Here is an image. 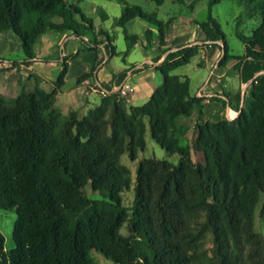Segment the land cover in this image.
<instances>
[{"label":"trees","instance_id":"16d2710c","mask_svg":"<svg viewBox=\"0 0 264 264\" xmlns=\"http://www.w3.org/2000/svg\"><path fill=\"white\" fill-rule=\"evenodd\" d=\"M75 1L82 0H0V33L19 38L27 63L45 33L81 38L93 32ZM149 1L160 6L164 0ZM219 2L209 0L207 21L199 28L212 45L223 43V64L230 57L211 15ZM258 2L259 26L248 38L238 36L246 51L243 82L264 70V53L256 50L264 46V0ZM136 18L157 27L163 43L164 25L140 7L126 6L115 25L125 28ZM198 52V45L169 52L155 68L162 86L139 107L127 108L125 98L111 94L85 116L73 109L63 113L55 103L67 86L65 67L51 92L35 83L15 97L0 94V210L16 215L14 247L4 251L0 235V264H95L92 251L117 264H264V237L254 229L264 194V77L254 79L259 86L247 112L233 121L195 123L202 161H194L180 145V121L193 109L202 117V99L191 97L189 80L172 72ZM94 69L73 83L90 78ZM146 134L178 163L138 160L147 149ZM124 156L136 163L130 207L119 197L131 186ZM87 185L101 199L88 198ZM124 228L127 236L121 235ZM204 233L211 238L208 261L199 256Z\"/></svg>","mask_w":264,"mask_h":264},{"label":"crops","instance_id":"0c3cea01","mask_svg":"<svg viewBox=\"0 0 264 264\" xmlns=\"http://www.w3.org/2000/svg\"><path fill=\"white\" fill-rule=\"evenodd\" d=\"M165 1L162 5L156 6L161 8ZM181 1L171 0L173 3H181ZM194 1L196 0L192 1L190 7ZM126 6L129 5H125L121 14L115 18L101 9L102 16L105 15L106 18L103 19L101 16V23L94 26L90 22L94 30L84 37L78 38L71 32L45 33L34 45V58L27 63L19 38L10 31L1 32L0 60L11 63V66L0 69V94L10 98L15 97L19 89L30 90L35 83H38L45 91L51 92L55 88L58 75L65 67L63 80L67 86L58 93L55 103L63 113L73 109L77 110L80 116H85L89 109L100 103L101 96L95 92L98 87L110 90L124 82L133 87V92L125 98L126 107L143 106L163 84V78L155 68L163 62L169 52L194 44L199 46L200 54L193 57L187 65L190 67L192 62V65L196 67H190V75H182L189 80L191 97L204 98L201 101L202 115L217 121L222 115L226 119L230 113L232 119H235L238 115L236 110L245 105L248 95L247 83L241 80L240 69L232 68L246 54L244 44V53L235 57L228 53L224 41L230 61L223 66L224 63L222 64L221 61L224 51L220 48V46L223 47V43L218 42L209 47L208 44L211 41L206 39L199 28V24L207 21L208 14L205 20H200L193 16L187 18L166 16L165 19H158V15L153 13L152 15L164 25L163 43L160 44L159 30L151 24V27L143 26L144 36L134 34L130 25L137 18L129 21L125 28L115 25V20L122 15ZM119 31L123 32L126 43L125 49L122 50L117 49L113 35ZM124 31L127 33L128 40L125 39ZM106 37L114 50L112 55L108 54L109 44ZM132 37L137 39L134 41ZM130 44L132 46L129 49ZM139 47L143 49L144 56L137 61L133 59V54ZM236 58L240 59L236 60ZM215 64L217 69L211 74V66ZM16 65H19V69ZM94 65L95 69L90 78L79 85L73 83L77 78L89 73ZM143 65H147V68L142 69ZM181 67L172 74L177 75L176 72ZM237 97L240 100L239 108H236L235 104ZM210 98H216V100H210ZM196 117H198V110L193 109L191 116L181 119L180 124L192 127Z\"/></svg>","mask_w":264,"mask_h":264},{"label":"rangeland","instance_id":"374dc122","mask_svg":"<svg viewBox=\"0 0 264 264\" xmlns=\"http://www.w3.org/2000/svg\"><path fill=\"white\" fill-rule=\"evenodd\" d=\"M193 0H182L181 3H173L171 0H166L165 4L158 8L154 3L148 0H84L82 2L72 3L80 8L82 15L84 18L92 23L94 26L97 23H101V16L103 14V9L109 16L117 17L121 14L122 9L125 5L129 6H137L142 9V11L148 15H152L156 13L158 15V19H165L166 16H176V17H189L193 16L195 19L205 20L208 14V3L209 0H197L194 1V4L190 7ZM261 5L258 0H220L217 5H214L211 10V15L216 21V23L220 26L221 31L224 35L225 42L228 48V53L231 56L239 57L244 53L243 43L239 40L238 36L242 35L248 37L252 31H254L260 24V14ZM207 19V18H206ZM143 26L151 27L150 24L145 21H141L137 19L134 23L130 25V29L134 32L135 35L144 36ZM13 34V33H12ZM114 39L118 50L125 49L126 43L124 41V35L122 31L119 33H114ZM15 36V35H14ZM18 38L17 36H15ZM195 45H191L190 47H194ZM221 48V46H220ZM258 52L264 53V46L262 48L256 49ZM199 53V52H198ZM200 54V53H199ZM144 56V51L140 47L133 54V59L140 61ZM198 59V58H195ZM246 59V54L241 57L240 61L237 62L232 68L240 69L242 64ZM230 60L226 59L224 61L223 66L229 63ZM256 62V61H254ZM191 62L190 67H196V65H192ZM19 69V65H16ZM190 67L189 65H185L181 67L176 74L181 78H185L184 75H190ZM186 73V74H185ZM264 77V70L254 74L253 78L247 83L246 89L248 90L247 99L245 105L239 108V97L236 100V111H238V118L241 110L245 112L248 111L249 101L252 94H254L256 87L259 86L258 82L254 81L255 78ZM194 86L192 85V88ZM20 91V89H19ZM18 91V93H19ZM204 99V98H202ZM210 100H216V98H210ZM224 112V110L222 111ZM235 118V119H236ZM225 120L224 116L217 120ZM227 120V119H226ZM209 117L202 116L196 117L194 120V124L192 127L184 126L185 128V136L181 140L180 145L182 147H186L190 151V155L192 160L194 161H202V154L195 149V140L196 134L194 133L195 123L203 124L204 122H217ZM229 121V120H228ZM147 149L144 153H140L137 155V159H145V158H155L157 160H166L174 165L178 163L177 156H168L164 150L158 147L150 138L149 134H146L145 137ZM122 164L127 167L131 174V186L128 191H125L120 194V200L122 203L130 207L134 201V184L136 181V163H131L127 156L122 158ZM85 195L92 199L98 200L101 197L95 193L89 185H87L84 189ZM16 221L15 212L12 211H3L0 210V235L3 238V248L5 250H10L14 247L13 243V228ZM254 229L257 233L262 234L264 237V194L260 196L259 202L257 204L255 210L254 217ZM121 235L127 236L126 228L121 230ZM201 239V250L199 256L201 260L208 261L211 260L209 254V248L211 246V238L207 233H204L200 237ZM90 256L95 264H117L112 259L98 253L96 251H92Z\"/></svg>","mask_w":264,"mask_h":264},{"label":"built area","instance_id":"2783aa9c","mask_svg":"<svg viewBox=\"0 0 264 264\" xmlns=\"http://www.w3.org/2000/svg\"><path fill=\"white\" fill-rule=\"evenodd\" d=\"M208 46H212V43H209ZM11 63L8 62H4L2 60H0V69L2 68H7L10 67ZM217 69V65H212L211 66V74H213V72ZM96 93H98L101 97H106L109 96L111 94H117L122 98H126L128 97L132 92H133V87H131L127 82L122 83L119 87H115L113 89L110 90H105L101 87H98L95 90ZM226 119L229 121H233L234 119H232L230 113H228V115L226 116Z\"/></svg>","mask_w":264,"mask_h":264}]
</instances>
